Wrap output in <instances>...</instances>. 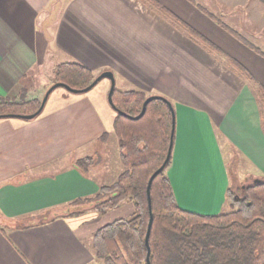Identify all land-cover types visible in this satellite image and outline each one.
Segmentation results:
<instances>
[{
    "label": "crops",
    "instance_id": "1",
    "mask_svg": "<svg viewBox=\"0 0 264 264\" xmlns=\"http://www.w3.org/2000/svg\"><path fill=\"white\" fill-rule=\"evenodd\" d=\"M153 1L0 0V97L41 99L30 95L48 85L46 63L56 71L77 62L95 76L112 72L118 90L168 98L176 199L187 211L218 215L231 187L228 153L264 177V56L189 0ZM250 1L264 9V0ZM106 108L75 95L47 103L33 120L0 118V264H101L94 235L135 213L130 200L105 213L77 204L107 185L75 166L114 132L116 111ZM74 153L81 158L69 162Z\"/></svg>",
    "mask_w": 264,
    "mask_h": 264
},
{
    "label": "trees",
    "instance_id": "2",
    "mask_svg": "<svg viewBox=\"0 0 264 264\" xmlns=\"http://www.w3.org/2000/svg\"><path fill=\"white\" fill-rule=\"evenodd\" d=\"M148 1L157 5L153 0ZM189 1L264 56L261 49L231 29L215 14L197 5L194 0ZM160 8L161 13L169 15L168 10ZM175 20L207 49L223 54L195 30L180 20ZM238 68L254 82L241 66ZM96 78L93 71L77 62L60 64L55 72V83H63L73 89H84ZM257 89L264 125V89L260 86ZM148 97L139 91L115 89L113 93L116 107L130 116L141 113ZM41 103L42 100L38 99L12 100L0 97V115H30L40 108ZM174 122L176 130L175 109L173 112L164 99L150 102L146 113L139 120L129 119L116 112L113 127L119 139L126 169L115 184L101 188L98 195L106 199L97 209L105 213L130 198L134 202L135 213L131 218L119 219L106 225L94 235L93 247L104 264H147L146 236L151 217L147 187L151 176L167 157ZM171 161L172 157L164 171L154 179L151 187V264H264V177L259 178V182L245 185L235 193L230 187L228 200L235 207L233 211L205 215L187 211L179 205L167 175ZM90 164L91 158H86L78 160L75 166L87 172Z\"/></svg>",
    "mask_w": 264,
    "mask_h": 264
},
{
    "label": "rangeland",
    "instance_id": "3",
    "mask_svg": "<svg viewBox=\"0 0 264 264\" xmlns=\"http://www.w3.org/2000/svg\"><path fill=\"white\" fill-rule=\"evenodd\" d=\"M194 1L197 5L202 6L213 14H215L217 17L223 20L231 29L245 36V38L249 39L252 43H254L259 49L264 52L263 8L255 6L254 3H252L250 0ZM239 5L240 8H238ZM241 5H243L244 8ZM55 72L56 71H54V68L50 65V63H46V65L42 68L41 75L47 78L48 85L45 86V88L42 90L37 89L38 92L31 94L30 96L36 95L39 98L43 96L41 97V99H38L43 100L46 92L50 89V87H52V85L55 84ZM110 86V80L103 79V81L100 82L97 86H95L91 91L75 95H84L85 97L87 96L99 105L103 103L107 107L106 109L111 112L114 111V109L111 107L108 101ZM75 95L66 88L59 87L53 91L47 103L49 106L52 104L55 105V103H63L66 97H72ZM96 145L98 146L92 147L91 151H89V154H91V156H87L84 158H91V164L89 165L87 172L89 171L91 175L95 176L104 184H107L106 186H112L118 181L119 176L126 169V166L122 159V153L119 146V139L117 135H114V132H111L108 136L105 135L103 138H101L99 143ZM82 153L85 154L84 151H82L80 154ZM80 154H72L70 159H68L69 162L79 157L81 158ZM227 163L231 174V187L233 193L237 192L238 189H242V187H244L245 185L253 184L256 179L260 178L255 176V171L251 168V165L248 162H243V159L235 151L228 153ZM105 199L106 198H104V196L97 195L93 201L92 199H88V201L86 200L77 204L85 205L83 207L84 210L87 208H94L98 211L97 206L102 203ZM126 200L133 201L130 198ZM234 209L235 207L232 205V202L228 200L223 212H230ZM132 216L133 215L127 217L126 219L131 218ZM101 264H104L103 260H101Z\"/></svg>",
    "mask_w": 264,
    "mask_h": 264
},
{
    "label": "water",
    "instance_id": "4",
    "mask_svg": "<svg viewBox=\"0 0 264 264\" xmlns=\"http://www.w3.org/2000/svg\"><path fill=\"white\" fill-rule=\"evenodd\" d=\"M103 79H108L111 82V87H110V91L108 94V101L109 104L111 105V107L118 113L124 115L125 117L132 119V120H139L140 118H142L144 116V114L146 113L147 110V106L150 102H152L153 100H161L164 99L168 105L170 106L171 110L174 112V107L173 104L171 103V101H169L168 99H165L162 96L159 95H153L150 96L146 99V101L143 104V108L142 111L139 115L137 116H130L127 115L123 112H121L116 105L114 104L113 101V93L116 89V78L115 75L110 72V71H105L103 73H101L99 76H97V78L94 80V82L89 85L88 87L84 88V89H73L71 87H69L66 84L63 83H55L54 85H52V87H50V89L46 92L44 99L42 100L41 106L40 108L33 114L30 115H20V114H7V115H0V118H20L23 120H33L35 118H37L39 115H41V113L43 112V110L45 109V106L48 102V99L50 97V95L53 93V91L59 87H64L67 90H69L71 93L73 94H83V93H87L89 91H91L95 86H97ZM175 119V116H174ZM175 121V120H174ZM174 136H175V122H174V130L172 131L171 134V142H170V146H169V151L167 154V157L164 161V163L162 164V166L157 169L153 175L151 176L149 183H148V187H147V194H148V199H149V207H150V222H149V226H148V232H147V236H146V244L148 247V255H147V264H151L150 261V256H151V248H150V243H149V239H150V234H151V229H152V225H153V213H152V201H151V187H152V183L154 181V179L161 173L164 171V169L166 168L167 164L169 163V161L171 160L172 154H173V148H174ZM256 182H259V179L255 180Z\"/></svg>",
    "mask_w": 264,
    "mask_h": 264
}]
</instances>
